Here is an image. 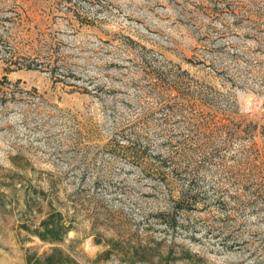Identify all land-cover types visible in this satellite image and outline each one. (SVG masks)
I'll use <instances>...</instances> for the list:
<instances>
[{"label":"rangeland","instance_id":"obj_1","mask_svg":"<svg viewBox=\"0 0 264 264\" xmlns=\"http://www.w3.org/2000/svg\"><path fill=\"white\" fill-rule=\"evenodd\" d=\"M53 245L264 264V0H0V264Z\"/></svg>","mask_w":264,"mask_h":264},{"label":"trees","instance_id":"obj_2","mask_svg":"<svg viewBox=\"0 0 264 264\" xmlns=\"http://www.w3.org/2000/svg\"><path fill=\"white\" fill-rule=\"evenodd\" d=\"M22 227L46 243H56L63 240L65 235L71 230V224L63 220V215L56 209H51L42 218L38 226L31 229L26 223ZM109 251H105V256ZM26 264H80L73 256L66 253L58 246H52L49 251L40 256L29 255Z\"/></svg>","mask_w":264,"mask_h":264}]
</instances>
